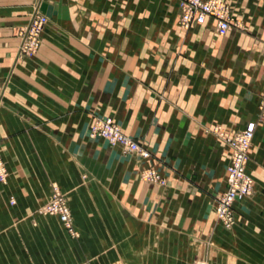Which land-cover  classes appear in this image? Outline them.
Returning <instances> with one entry per match:
<instances>
[{"label": "crops", "instance_id": "1", "mask_svg": "<svg viewBox=\"0 0 264 264\" xmlns=\"http://www.w3.org/2000/svg\"><path fill=\"white\" fill-rule=\"evenodd\" d=\"M178 1L0 0V264H264V120L228 229L213 205L230 150L212 130L256 120L264 0H224L240 28L222 36L209 19L181 29ZM34 12L39 46L18 55ZM95 117L148 157L90 137ZM53 186L72 235L39 212Z\"/></svg>", "mask_w": 264, "mask_h": 264}, {"label": "built area", "instance_id": "2", "mask_svg": "<svg viewBox=\"0 0 264 264\" xmlns=\"http://www.w3.org/2000/svg\"><path fill=\"white\" fill-rule=\"evenodd\" d=\"M214 22L215 32L222 36L232 28H240V24L231 16L224 0H179L178 25L187 30L192 24H202L205 20ZM44 15L34 12L27 24L18 29V55H30L39 46V35L45 26ZM264 77V71H263ZM264 120V86L257 104L256 120L248 121L236 131L228 132L214 127L213 132L230 150L229 160L225 166V187L214 198L213 213L220 225L228 229L234 223L233 203L250 195L252 179L245 171L247 150L253 136L256 122ZM90 137H98L109 144L118 145L122 152L134 153L141 158L148 157V152L141 148L136 140L121 132L120 127L109 117H95L88 129ZM6 177V171L0 161V182ZM139 177L149 183L163 184V179L153 167L142 168ZM45 215L55 216L69 234L74 231L66 198L53 186L48 200L39 208ZM191 264H206L204 260H195Z\"/></svg>", "mask_w": 264, "mask_h": 264}]
</instances>
